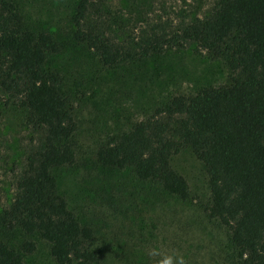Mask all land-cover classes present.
<instances>
[{"label":"trees","instance_id":"16d2710c","mask_svg":"<svg viewBox=\"0 0 264 264\" xmlns=\"http://www.w3.org/2000/svg\"><path fill=\"white\" fill-rule=\"evenodd\" d=\"M142 16L124 19L109 0H76L71 34L105 66L193 44L225 63L228 82L171 95L109 136L96 160L131 168L139 179L185 199L188 183L171 157L190 148L207 176L206 214L228 229L240 264H264V0H214L203 15L167 31ZM61 48L48 31L27 27L12 0H0V90L18 100L41 135L0 210V264H24V254L35 248L33 237L49 244L57 264H102L93 228L70 210L53 173L75 159L72 102L47 64Z\"/></svg>","mask_w":264,"mask_h":264},{"label":"rangeland","instance_id":"374dc122","mask_svg":"<svg viewBox=\"0 0 264 264\" xmlns=\"http://www.w3.org/2000/svg\"><path fill=\"white\" fill-rule=\"evenodd\" d=\"M12 1L27 27L48 31L62 44L47 64L60 75L61 87L72 102L75 159L53 173L70 210L93 228L102 264H159L165 256L177 255L185 264H240L228 229L205 212L207 176L190 148L171 157L173 168L188 183L185 199L139 179L131 168L106 167L96 160L98 147L109 136L147 117L171 95L227 83L225 63L187 44L105 66L85 43L72 37L76 0ZM213 1L109 0V5L124 19H141L142 14L152 27L167 31L182 20L203 15ZM25 116L18 100L0 90V210L13 195L25 154L37 147L41 137ZM33 238L35 248L24 254V264H57L49 244ZM152 250L157 255H149Z\"/></svg>","mask_w":264,"mask_h":264},{"label":"clouds","instance_id":"9594fccd","mask_svg":"<svg viewBox=\"0 0 264 264\" xmlns=\"http://www.w3.org/2000/svg\"><path fill=\"white\" fill-rule=\"evenodd\" d=\"M149 255H157L155 250H152ZM159 264H185L184 258L182 256H165L159 261Z\"/></svg>","mask_w":264,"mask_h":264}]
</instances>
